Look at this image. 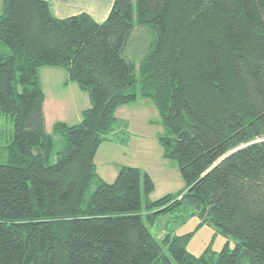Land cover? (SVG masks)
Here are the masks:
<instances>
[{
  "label": "trees",
  "instance_id": "trees-1",
  "mask_svg": "<svg viewBox=\"0 0 264 264\" xmlns=\"http://www.w3.org/2000/svg\"><path fill=\"white\" fill-rule=\"evenodd\" d=\"M2 4L0 116L13 131L0 164V264H264V0H114L102 23L55 19L43 0ZM135 28L155 36L138 76L124 57ZM44 67L88 95L78 124L46 132ZM139 99L160 114L165 158L185 183L154 201L136 167L112 182L95 173L117 110ZM185 207L196 230L213 226L234 247L194 256L193 233L151 234L155 217Z\"/></svg>",
  "mask_w": 264,
  "mask_h": 264
},
{
  "label": "rangeland",
  "instance_id": "rangeland-1",
  "mask_svg": "<svg viewBox=\"0 0 264 264\" xmlns=\"http://www.w3.org/2000/svg\"><path fill=\"white\" fill-rule=\"evenodd\" d=\"M142 30L140 31L142 33L136 31L132 34L124 55L126 60L135 64L136 76H138L139 63L155 38L152 31L147 28H142ZM58 69L66 73L62 68ZM55 79V82L49 85V67L39 70V80L44 93L45 129L48 133L51 132V122L55 119L53 114L59 116V119H55L56 122L63 121L67 125H71L69 124L72 123L70 119L71 106H80L81 108L85 103L84 98H87L86 94L79 97L70 85L64 87L60 82L61 77L56 76ZM50 96L60 101L51 105L49 104ZM127 108V113L123 115L124 119H119L108 139L104 140L101 145L108 147L109 143L117 144L119 147H115L116 152L111 154V161H120L127 166L138 168L142 173L148 174L153 182V190L148 196L150 200H158L168 194L176 195L185 188V183L180 176L175 161L165 158L164 149L159 138L165 135L166 130L160 114L152 102L146 99H139ZM12 131L10 117L0 116V164L7 162L6 147L10 143ZM58 147H60V143L57 138L54 150ZM100 150H104L102 153L106 154L105 147H101ZM102 168L106 170L107 166H100L97 163L95 171L97 176H99L97 172ZM94 187L95 181L89 193ZM87 197L88 194L85 200ZM141 198L143 204L141 213L145 214L143 193H141ZM154 210L152 209V211ZM193 212L191 207H185L179 211L162 213L149 224V230L158 241H161L165 234L172 239L176 236L193 233L186 244V250L194 256L201 255L207 249L218 253L226 243L230 249L234 247L236 241L232 237H222L213 226H202L196 230L199 219Z\"/></svg>",
  "mask_w": 264,
  "mask_h": 264
},
{
  "label": "crops",
  "instance_id": "crops-1",
  "mask_svg": "<svg viewBox=\"0 0 264 264\" xmlns=\"http://www.w3.org/2000/svg\"><path fill=\"white\" fill-rule=\"evenodd\" d=\"M47 3L48 9L52 17L58 20L66 19L69 17L77 16L80 14H85L89 16L94 22L96 23H102L106 20L108 17L113 1L114 0H43ZM3 10V4L2 0H0V15ZM136 31H143L142 28H135L133 30V33ZM142 33V32H140ZM54 68V67H49V85H51L52 82H55V77L59 76L61 77V84L65 87L67 85H70L75 92L80 95L86 94L85 92L81 91L77 84L74 82H67V74L62 72L60 69ZM58 80V79H57ZM87 98L85 97V103L82 105V107H72L70 109V119L72 120V123H69L71 125L78 124L81 121L82 117V112L89 108L90 102L88 99V95L86 94ZM79 97H77L79 99ZM60 100L59 99H54L50 96L49 98V104L54 105L55 103H58ZM137 102V101H136ZM145 105V104H144ZM128 106L122 107L117 110L116 112V117L118 119H124L123 115L127 113V108ZM122 115V117H121ZM49 116H50V109H49ZM53 117L55 119H59L58 115L53 114ZM51 122L53 125L56 120ZM64 120V119H61ZM63 122V121H60ZM51 125V128H52ZM109 143V142H106ZM109 146H100L97 150V153L94 157V165H95V171L97 169V163L100 164V166H107L106 170L99 169L98 177L105 181V182H112L119 169L123 166H127L126 164L121 163L120 161H111V157L113 153L116 152L115 147H119L117 144L114 143H109ZM101 147H105L106 149V154L102 153L104 150H100ZM104 149V148H103ZM99 155V156H98ZM109 161V162H108ZM109 170V171H108Z\"/></svg>",
  "mask_w": 264,
  "mask_h": 264
}]
</instances>
